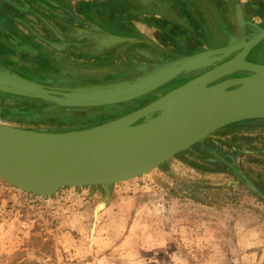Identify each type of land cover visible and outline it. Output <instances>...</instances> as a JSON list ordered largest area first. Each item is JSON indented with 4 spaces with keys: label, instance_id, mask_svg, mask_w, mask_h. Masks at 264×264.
<instances>
[{
    "label": "rangeland",
    "instance_id": "374dc122",
    "mask_svg": "<svg viewBox=\"0 0 264 264\" xmlns=\"http://www.w3.org/2000/svg\"><path fill=\"white\" fill-rule=\"evenodd\" d=\"M78 43L70 55L57 52L55 60L43 50L37 57L26 55L28 73L35 69L30 77L63 75V61L130 64L129 50L103 60L86 58ZM20 98L0 100V122L7 116L18 121L5 125L63 132L129 109L121 104L66 108ZM253 123L257 127L250 132L224 129L206 138L218 151L235 155L229 162L233 169L220 171L215 158L196 146L147 175L113 185L106 198L96 186L64 187L32 200L0 180V264H264V203L246 182L264 193V120Z\"/></svg>",
    "mask_w": 264,
    "mask_h": 264
},
{
    "label": "water",
    "instance_id": "95a60500",
    "mask_svg": "<svg viewBox=\"0 0 264 264\" xmlns=\"http://www.w3.org/2000/svg\"><path fill=\"white\" fill-rule=\"evenodd\" d=\"M263 38L264 28L259 27L258 34L249 36L247 41L242 37V45L229 42L225 47L203 50L134 79L65 90L50 89L8 67H0L1 93L47 100L66 108L90 109L131 103L180 74L206 69L212 62L240 50L232 59L171 89L182 95L167 110L166 121L152 135L142 131H146L144 127L151 115L157 113L154 117L158 118L160 111H150L149 104L134 113L132 121L126 119L127 114L96 126L63 132L0 123V180L25 194L42 198L52 197L64 187L101 186L106 198L113 185L149 174L215 131L240 121L264 119V64L245 59ZM128 41L122 36L108 35L101 43L109 48ZM244 71L250 74L212 84L223 76ZM195 85L199 86L197 89L212 88L213 97L194 99L198 90L190 88ZM141 119L143 122L135 124ZM116 128H121V132H116L114 138L111 132Z\"/></svg>",
    "mask_w": 264,
    "mask_h": 264
},
{
    "label": "crops",
    "instance_id": "0c3cea01",
    "mask_svg": "<svg viewBox=\"0 0 264 264\" xmlns=\"http://www.w3.org/2000/svg\"><path fill=\"white\" fill-rule=\"evenodd\" d=\"M239 2L244 16L264 24V0ZM231 3L232 0H197L196 5L192 0H0V64L25 63L26 55L37 57L42 50L53 59L62 50L63 55H70L69 49L77 40L79 45H86L84 33L88 25L105 23L98 18L100 14L115 24L133 23L140 35L134 36L137 44L177 52L183 45L198 53L212 49L214 42L222 39L212 20L218 8H222V15L227 12L232 16ZM120 29L116 36L123 37L124 27ZM232 31L237 34L241 30Z\"/></svg>",
    "mask_w": 264,
    "mask_h": 264
},
{
    "label": "flooded vegetation",
    "instance_id": "af4514ba",
    "mask_svg": "<svg viewBox=\"0 0 264 264\" xmlns=\"http://www.w3.org/2000/svg\"><path fill=\"white\" fill-rule=\"evenodd\" d=\"M192 1H193V4L195 3L196 5L197 0H192ZM204 5H207V3H205ZM220 9L219 8L216 9L217 14L212 20V22L215 23V27L217 28V30L220 31V33H218L217 36L221 35L223 37L221 40L219 41L217 40V42H214L212 49L219 48V47H225L229 45V42H232V45H242V43L244 42V39L245 41H247L249 36L253 37L256 34H258L259 27L264 28V24L262 22L255 23L252 20H250V16L246 17L242 14L241 4L239 0H232L231 6H230V9H232V13H233L232 16L228 15L227 12L225 13V15H222ZM98 16H99L98 18L103 20L105 23L104 24H92V25L87 26L88 28H90V30H88L87 28V31L84 33V40H85L84 44L86 45L83 47V50H81L83 51V55H85L86 58H88V56L89 57L94 56L96 58H101L102 56L106 54L109 55L110 57H113L115 56V54L118 55L121 51L129 50V56H127L126 58L128 59L130 64H128L127 66L115 65L113 61L111 63H109V61L107 62L102 61V63H96L97 65L95 66L88 65V64L77 66V65H74L72 62L63 61L61 63V66L63 67V70H64L63 75L56 74L54 75L53 79L47 78L43 80L37 79L35 77H30V75H35V69L32 70L34 74L28 73L31 71L27 70V68L24 66V63H19V65H15V63L14 64L10 63V67L12 68V70L17 72L21 76L27 79L36 81L38 83H41L50 89L65 90L68 88H75L77 86L88 87V86H93V85L111 84V83H116L122 80L134 79L136 77L143 76L144 74L151 72V69L153 70L155 66H158V65L162 66L164 64L170 63L179 58H183L185 56L195 54V51H192L190 47L183 46V45H182V48H178L179 52H177V50L171 51L170 49L160 50L149 44L145 45V43L137 44L136 43L137 40L134 39V36L139 35V31L135 30L134 27L136 26L133 23H129V24L121 23L120 25V23L115 24L113 21H110L107 16L105 17V14L104 15L100 14ZM93 18L95 17L93 16ZM229 18H230V22H229ZM120 27L121 28L124 27V30H123L124 34L122 35L124 38L129 39V41L121 43V44L112 45L109 48H105L101 42L105 41L108 35H114V36L120 35L118 33V32H121ZM232 27L236 28L238 31L241 29L244 31L243 33L239 31V33L237 32L236 34L235 32L232 31L233 30ZM124 35H129V36H124ZM242 37H244V39H242ZM140 46H143V47L145 46V48L140 49ZM179 49H183V50L180 51ZM239 51L240 50L232 54L226 55L218 61L212 62L210 65L206 67V69H199V71L198 70L189 71V72L180 74L176 78L171 80L170 82L144 95L142 99L141 98L135 99L129 104L121 103V105H124L128 107L129 109L124 110V113L119 114V115H102V117H100L99 120L93 125H91L90 127L99 125V123L102 121L108 122L110 120L123 116L124 114L129 113L130 111L136 108L146 105L147 103L153 101L154 99L161 96L162 94L187 82L188 80L194 78L195 76L213 68L216 65H219L225 61L232 59L237 53H239ZM55 59H58V58H54V60ZM134 59H137V60L135 61ZM245 59L249 62H253L256 64H264V38L248 51L247 55L245 56ZM101 60H103V58H101ZM44 71H49V69L48 70L46 69ZM249 74H250L249 72L244 71V72H238V73L231 74V75H226V76H223L215 80L214 82H212V84L220 82L227 78L241 77V76H246ZM14 99L22 100V98L17 97L16 95L11 96V95L0 93V100L7 101V100H14ZM136 104H138L139 106H136ZM109 106H113V105H109ZM101 107H105V106H101ZM93 108H96V107H93ZM156 115L157 113L151 116L153 117ZM143 120L144 119H141L137 123H141L143 122ZM17 121H18L17 118L16 119L8 118L7 116H5V118L2 117L1 122L2 124L3 123L9 124V123H15ZM206 138H204L202 142L192 145L190 148L197 146L200 149L206 150L208 154H210L212 157L215 158L214 165L217 166L218 164L220 171L221 169H224V166H228L230 168L231 164H229V162L231 161L232 158H235V155L227 156L222 151L220 150L218 151L217 148H215L208 141H206ZM186 150L180 153H183Z\"/></svg>",
    "mask_w": 264,
    "mask_h": 264
},
{
    "label": "bare ground",
    "instance_id": "6f19581e",
    "mask_svg": "<svg viewBox=\"0 0 264 264\" xmlns=\"http://www.w3.org/2000/svg\"><path fill=\"white\" fill-rule=\"evenodd\" d=\"M197 85L195 86H192L190 89L192 90H198L196 91V93L193 95L194 96V99H206L208 97H213L214 95V90L212 88H208V89H205V87H201V88H198L197 89ZM179 90L176 91V94H175V91H168L166 92L164 95H162L161 97L155 99V101H151L150 103L146 104L148 105L149 107V110L151 111V109L153 110H157V111H160V114L158 115L159 117L158 118H155V117H151L149 120H148V124L145 125L144 129L146 130L145 132H148V133H145L144 131H142L145 135H152L155 130L160 127L167 119V110L169 108H171L177 100L180 99L182 93H178ZM140 108L132 111L131 115L128 114V116L126 117V119H128L129 121H132V119H134L133 117L135 116L134 113H137V111H139ZM127 114H124V115H127ZM138 122V121H137ZM135 123V124H139V123ZM116 132H121V128L119 130V128H116V129H113V132H111V136L116 138Z\"/></svg>",
    "mask_w": 264,
    "mask_h": 264
},
{
    "label": "trees",
    "instance_id": "16d2710c",
    "mask_svg": "<svg viewBox=\"0 0 264 264\" xmlns=\"http://www.w3.org/2000/svg\"><path fill=\"white\" fill-rule=\"evenodd\" d=\"M259 120H264V119H252V120H245V121H240V122H237V123H233V124H230L226 127H223L222 129L220 130H229V131H234V130H245V131H253L256 129V125L252 122L253 121H259ZM105 121H102L100 122L99 124L101 123H104ZM231 169L234 168V166H230ZM239 168V167H238ZM234 172V170H233ZM246 181V180H245ZM260 192V191H259ZM264 192V191H263ZM250 193L252 195H254L255 197L258 198L259 201H262L264 203V199L262 197H260L257 193L253 192V191H250ZM263 196H264V193L260 192Z\"/></svg>",
    "mask_w": 264,
    "mask_h": 264
},
{
    "label": "built area",
    "instance_id": "2783aa9c",
    "mask_svg": "<svg viewBox=\"0 0 264 264\" xmlns=\"http://www.w3.org/2000/svg\"><path fill=\"white\" fill-rule=\"evenodd\" d=\"M26 195H27V197H29L32 200H37V199H41L42 198V197L34 196V195H31V194H26Z\"/></svg>",
    "mask_w": 264,
    "mask_h": 264
}]
</instances>
